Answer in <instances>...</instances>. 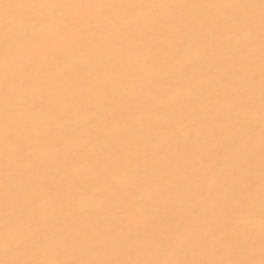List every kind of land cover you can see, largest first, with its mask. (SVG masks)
<instances>
[{"label": "snow or ice", "instance_id": "obj_1", "mask_svg": "<svg viewBox=\"0 0 264 264\" xmlns=\"http://www.w3.org/2000/svg\"><path fill=\"white\" fill-rule=\"evenodd\" d=\"M0 168V264H264V0H0Z\"/></svg>", "mask_w": 264, "mask_h": 264}, {"label": "bare ground", "instance_id": "obj_2", "mask_svg": "<svg viewBox=\"0 0 264 264\" xmlns=\"http://www.w3.org/2000/svg\"><path fill=\"white\" fill-rule=\"evenodd\" d=\"M9 2H15V0H9ZM66 2H86V0H66ZM101 2L106 3H121V2H132V0H101ZM136 2H201V3H242V2H248V0H136ZM57 54L55 52H41L37 53L34 57V63L37 67H39L40 64L45 63L48 60H54L57 59ZM168 83H175V81H169ZM258 131V129H257ZM223 139V138H221ZM216 141L213 140L207 145V149L211 150L215 147ZM156 146L154 145V148ZM198 147L195 145H192L191 143L185 144V143H179L171 145L168 148V152L166 154L167 159H176L178 156L185 151L186 148H193ZM3 175H2V168H0V183H2ZM54 183V181H52ZM149 210L152 211L154 214L160 216L161 218L165 217V209L163 206L160 207H154L151 204H149ZM2 217H3V202L0 200V227H2ZM174 224L179 223V221L173 222ZM224 227L223 221H218L215 224V228L222 229ZM4 255L3 252L0 251V259H3Z\"/></svg>", "mask_w": 264, "mask_h": 264}]
</instances>
